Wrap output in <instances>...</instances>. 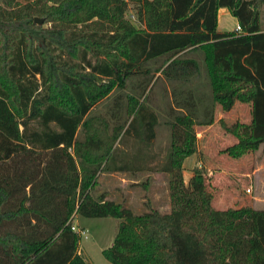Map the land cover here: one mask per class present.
I'll list each match as a JSON object with an SVG mask.
<instances>
[{
  "label": "trees",
  "instance_id": "trees-1",
  "mask_svg": "<svg viewBox=\"0 0 264 264\" xmlns=\"http://www.w3.org/2000/svg\"><path fill=\"white\" fill-rule=\"evenodd\" d=\"M131 1L142 26L125 17L126 0H0V264H90L77 250L74 212L120 218L102 250L113 264H264V208L216 209L203 189L198 209L161 211L147 199L135 213L90 194L99 166L115 163L123 132L145 142L156 136L152 61L164 77L188 79L200 70L198 51L211 89L201 120L193 104L176 113L183 105L172 93L169 113L184 136L171 143L166 170L196 150L194 125L213 121L216 102L223 110L250 103V121L231 127L237 140L224 148L228 155L264 148V0ZM219 7L241 32L217 29ZM133 74L141 77L136 93H125L122 121L120 94L112 128L90 114ZM126 168L138 169L133 158L115 165Z\"/></svg>",
  "mask_w": 264,
  "mask_h": 264
},
{
  "label": "rangeland",
  "instance_id": "rangeland-1",
  "mask_svg": "<svg viewBox=\"0 0 264 264\" xmlns=\"http://www.w3.org/2000/svg\"><path fill=\"white\" fill-rule=\"evenodd\" d=\"M138 14L136 3L128 0L124 12L125 17L136 26H142ZM235 24L236 19L233 15L219 17L220 29L232 30ZM260 25L264 28V2L260 5ZM158 63L160 62H149L151 69ZM199 63L201 67H204L202 59ZM132 82L135 81L132 80ZM208 90L207 88L202 89L205 94L204 103L210 102L211 99L207 95ZM163 91L155 84L148 94L149 102L155 107L158 115V122L155 125L156 136L151 144L156 152L155 167L157 168L115 169L116 164L131 161L133 150L140 146H148L144 135H139L140 137L137 138L132 130L123 132L120 140L116 142L117 156L115 163L113 162L115 165L111 163L113 165L111 169L104 168L103 164L99 166L90 194L97 197L98 194L104 193L105 198L121 202L135 213L148 208L145 204L147 199L150 205L161 211H169L172 208L198 209L201 207L200 191L203 189L210 195L211 205L216 209L240 206L264 208V148L262 145L238 157L230 156L224 151L226 146L237 140L231 131L233 124L250 121V103L235 100L230 109L222 110L219 115L216 107L221 108V106L216 102L213 123L194 125L197 150L196 154H190L185 158L183 163L185 171L183 172L182 166L166 170L165 164L172 148L171 143H181L184 130L179 132V129H172L171 121L174 120L176 113L180 114L182 111L177 109L176 113H169L172 102ZM127 92L136 93V89L128 84L124 89L113 90L91 109L90 114L104 116L112 128L115 123V116L111 113L115 106L114 97L120 94L122 101H120L116 114L122 121L125 117L124 105ZM205 105L209 106L208 103ZM205 105L199 104L197 120L203 117L202 111ZM78 136H82L80 126ZM14 158L17 160L18 155ZM198 162H201V166H198ZM9 164L12 169L14 160L9 159ZM119 221L118 217H88L74 212L71 223L77 229L83 230L81 235L79 234L77 250L90 264H113L103 255L102 250L111 245Z\"/></svg>",
  "mask_w": 264,
  "mask_h": 264
},
{
  "label": "crops",
  "instance_id": "crops-1",
  "mask_svg": "<svg viewBox=\"0 0 264 264\" xmlns=\"http://www.w3.org/2000/svg\"><path fill=\"white\" fill-rule=\"evenodd\" d=\"M232 15L230 13V11L228 10V8L226 7H219L218 11H217V29L220 31H225L224 29H220L218 24H219V17L221 16H226V15ZM235 17V16H234ZM236 19V17H235ZM236 23H237V19H236ZM231 30V29H229ZM192 55H194L198 60L202 59L201 54L197 51L195 53H193ZM151 72L153 73V77L152 80L150 81V83L148 84V88L153 84V86L155 84H157L159 86V88H161L162 90H164V95L169 96L170 100H171V104H173V95L172 93H174L175 98L179 99L180 102L182 103L183 107L180 108V110L182 112H188V107H190V109L192 108V110L194 111L193 114L195 116H197L198 112V106L199 104H209L210 102H206L204 103V97L205 94L202 91L203 88H207L208 93L207 95L211 96V89H210V85H209V81H208V76L207 73L205 71V67H201L200 66V70L198 73L194 74L192 77L188 78V79H171V78H166L162 75V73L160 72V70H151ZM138 74H133L131 76V80H130V86L135 87L137 86L138 81H140V77ZM135 78L137 80H135ZM158 78V79H156ZM132 80H134L135 82H132ZM204 107V106H203ZM170 108V107H169ZM223 109L216 107V111H218L219 115L221 113ZM217 113V112H216ZM202 118H200L201 120ZM211 123H199V124H203V125H210ZM172 129L174 128V130L179 129V132H182L183 127L179 124L174 123V121L172 120L170 123ZM198 124H196L197 126ZM182 137V136H181ZM155 139V138H154ZM153 140L151 142H146V144L148 145L147 147L145 146H140L137 149L133 150V153H131V159L133 158V162L135 163V166H137L139 169H155L157 167H155L156 164V152L154 149H152L151 144H152ZM196 150H197V140H196ZM196 150L192 153V154H196ZM191 154V155H192ZM189 156V155H188ZM187 157V156H186ZM185 157V158H186ZM182 161V168H183V172L185 171L184 169V160Z\"/></svg>",
  "mask_w": 264,
  "mask_h": 264
},
{
  "label": "built area",
  "instance_id": "built-area-1",
  "mask_svg": "<svg viewBox=\"0 0 264 264\" xmlns=\"http://www.w3.org/2000/svg\"><path fill=\"white\" fill-rule=\"evenodd\" d=\"M128 1V0H127ZM237 32H241L242 31V28H241V26H240V24L237 22L236 24H235V28H234ZM198 166H201V162H198ZM72 217H73V215H72ZM72 217H71V219H70V222H71V220H72ZM71 228H72V230H74V231H76L78 234H80L81 235V233L83 232V230H80V229H77L76 228V226L75 225H73L72 223H71Z\"/></svg>",
  "mask_w": 264,
  "mask_h": 264
},
{
  "label": "water",
  "instance_id": "water-1",
  "mask_svg": "<svg viewBox=\"0 0 264 264\" xmlns=\"http://www.w3.org/2000/svg\"><path fill=\"white\" fill-rule=\"evenodd\" d=\"M34 20H35L37 23H41V22L43 21V17L35 16V17H34Z\"/></svg>",
  "mask_w": 264,
  "mask_h": 264
}]
</instances>
